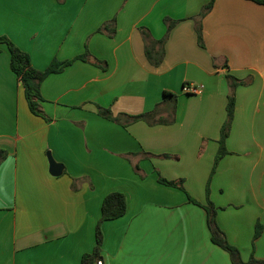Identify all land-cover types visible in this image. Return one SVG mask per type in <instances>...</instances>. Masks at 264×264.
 <instances>
[{
  "label": "crops",
  "instance_id": "obj_1",
  "mask_svg": "<svg viewBox=\"0 0 264 264\" xmlns=\"http://www.w3.org/2000/svg\"><path fill=\"white\" fill-rule=\"evenodd\" d=\"M209 1L0 0V35L27 51L36 69L85 52L106 62L77 59L48 75L40 88L44 119L29 110L1 46L0 149L7 155L0 162V264H81L112 191L125 194L127 209L102 223L97 261L232 264L211 241L205 209L157 181L181 178L188 194L206 203L227 75L245 83L235 88L228 153L211 177L209 198L241 258L264 260V5L214 0L201 20V46L196 16ZM112 19L113 36L98 31ZM166 19L176 21L169 32ZM142 27L164 39L157 66L145 54ZM190 83L204 87L189 94L183 87ZM165 91L177 97L172 123L122 126L97 112L100 105L125 121L153 110ZM157 118H168L166 105ZM47 152L63 164L60 175L49 172ZM257 224L263 228L253 241Z\"/></svg>",
  "mask_w": 264,
  "mask_h": 264
},
{
  "label": "trees",
  "instance_id": "obj_2",
  "mask_svg": "<svg viewBox=\"0 0 264 264\" xmlns=\"http://www.w3.org/2000/svg\"><path fill=\"white\" fill-rule=\"evenodd\" d=\"M256 4L264 5V0H250ZM214 0H210L207 4H205L198 15L196 16V32L198 43L201 46H204L203 43V35H202V26L201 20L202 18L211 10L213 6ZM167 23V32L172 28V26L176 23L175 20L166 19ZM142 37L144 39L145 45V54L147 59L152 65H159L164 56V39L155 40L153 39L149 32L145 30L143 27L140 28ZM99 32H108V35L113 36L116 32L115 29V19H112L110 22H106L100 26L98 29ZM6 45L10 54V69L16 75L19 80L20 86L22 88V92L24 98L26 99L29 110L38 116L43 117L44 119H48L44 112L40 107V101H42L41 95V84L44 79L50 75L51 73L60 72L64 67L70 65L74 60L81 59L84 61H90L94 65L106 67V62H102L97 58L89 57V54L85 52L82 55H79L72 60L69 61H59L57 59H53L49 65L43 69H36L32 63L30 54L27 51L22 50L18 47L11 39H9L5 35H0V52L1 46ZM228 80V85L230 87V91L227 95L226 102V118L220 128V135L218 138V149L216 155L214 157L213 165L211 168V172L206 184V203L201 204L195 198L190 196L184 187L183 179L170 180L158 175L157 181L167 186L176 187L182 191H184L187 195L188 200L191 203L202 206L207 215V225L211 234V241L228 252L232 264H264V260L257 258L251 255L247 260H243L240 255L239 249L230 244L227 240L225 233L221 230L217 223V207L209 198V184L213 173L221 160L224 157L228 150L226 148V139L229 135L231 124L234 116V108H235V88L238 85H242L245 82L234 78L233 76H226ZM164 104L167 106L168 118L161 119L157 118L159 114V106ZM177 105V97L173 93L164 92V100L157 104L153 110L149 112H143L137 115H127L125 121L121 120V117L113 116L111 110L109 108L102 107L97 105V112L100 116L115 121L122 126H126L129 123L136 121H144L149 125L156 124L159 122L163 123H172L175 119ZM149 153H146L148 156ZM6 152L0 149V162L6 158ZM163 157H169L168 154H162ZM127 209V199L124 193L119 191H112L106 194L101 203L100 217L96 223L95 227V245L91 252L85 253L82 255L81 264H92L94 261H97L101 258L102 251V242H103V233H102V223L108 220H114L126 213ZM263 226L260 224L256 225L255 233L253 236V241L261 234ZM254 243V242H253ZM252 243V244H253Z\"/></svg>",
  "mask_w": 264,
  "mask_h": 264
},
{
  "label": "water",
  "instance_id": "obj_3",
  "mask_svg": "<svg viewBox=\"0 0 264 264\" xmlns=\"http://www.w3.org/2000/svg\"><path fill=\"white\" fill-rule=\"evenodd\" d=\"M48 161H49V172L53 176H58L62 173L63 164L56 162L50 153L47 152Z\"/></svg>",
  "mask_w": 264,
  "mask_h": 264
},
{
  "label": "built area",
  "instance_id": "obj_4",
  "mask_svg": "<svg viewBox=\"0 0 264 264\" xmlns=\"http://www.w3.org/2000/svg\"><path fill=\"white\" fill-rule=\"evenodd\" d=\"M203 85H194L192 83L190 84H185L183 87L184 92L189 93V94H198L202 91ZM97 264H102L101 261H97Z\"/></svg>",
  "mask_w": 264,
  "mask_h": 264
}]
</instances>
